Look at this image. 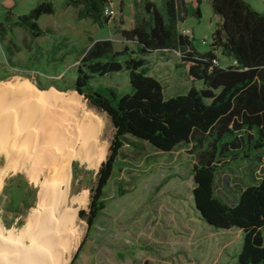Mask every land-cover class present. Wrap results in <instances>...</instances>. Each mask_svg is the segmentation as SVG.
I'll use <instances>...</instances> for the list:
<instances>
[{"label": "trees", "instance_id": "obj_1", "mask_svg": "<svg viewBox=\"0 0 264 264\" xmlns=\"http://www.w3.org/2000/svg\"><path fill=\"white\" fill-rule=\"evenodd\" d=\"M163 1L164 9L145 0V23L135 20L131 28L120 30L126 40L136 43V49L124 45L114 50L109 39L93 42L81 56L77 77L68 86L84 95L90 106L105 112L114 129L106 158L90 187L88 209L79 210V217L87 222V232L70 264L106 207L104 188L126 135L163 151L187 143L199 149V158L193 165L198 210L217 228L238 227L243 231L236 261L225 264H264V166L262 174L241 189L235 202L227 203L216 193L220 170L244 157L254 155L260 159L257 152L264 149V13L246 0H209L220 21L212 33L210 49L199 51L194 39L178 28L179 21L185 19L184 0ZM196 1L194 14L201 17L202 0ZM104 3L105 0H67L78 9V18L88 17L100 26L110 20L102 13ZM53 12L51 1H40L15 19L7 12L0 23V40L8 42L9 62L17 47L12 38H6L9 32L20 27L31 38L44 36L49 30L43 29L38 20ZM218 49L232 63L222 65ZM165 50L181 52L176 66L184 69L192 83L186 93L165 97L163 84L150 73L147 56ZM124 70L129 75L131 92L118 96L115 89L109 88L105 94L91 84L95 76Z\"/></svg>", "mask_w": 264, "mask_h": 264}, {"label": "rangeland", "instance_id": "obj_2", "mask_svg": "<svg viewBox=\"0 0 264 264\" xmlns=\"http://www.w3.org/2000/svg\"><path fill=\"white\" fill-rule=\"evenodd\" d=\"M113 1L117 13L104 27L87 19L79 20L74 13V33L60 31L32 39L21 28L13 31L22 50L15 52L10 62L6 57V51L9 50L7 40L0 45V84L28 80L42 90L54 88L74 105L99 115L105 122L101 139L107 143L106 155L113 133L110 119L105 112L90 106L84 95L68 88L77 77L81 56L74 61L72 59V62L69 60V63L47 60L46 56L58 52L51 44L66 46L71 43L80 49L95 38L106 37L112 38L120 49L124 45L136 49V43L126 41L120 29L131 28L135 20L144 24L147 13L138 8L137 2L128 0L130 6L135 5L136 12L133 18L127 17L125 22L124 18L120 19L123 15L118 12L119 0ZM246 1L264 13V0ZM157 3L164 9L163 0ZM25 4L34 5L32 1ZM196 4V0H186L188 15L185 7L183 15L186 20L179 21L178 28L180 32L183 28H190L194 46L199 51H206L210 49L212 33L220 19L213 12L209 0L200 3L201 17L194 14ZM56 7L60 13V0H56ZM131 9L128 7L127 12ZM48 18L56 19L57 16L45 17L41 19V24H45ZM217 54L222 65L232 63L231 58L223 55L220 49ZM180 57L181 52L176 50L154 51L147 56L150 73L163 84L165 97L186 93L192 85L184 69L176 66ZM91 84L105 94L109 88L115 89L118 96L132 91L125 70L95 76ZM195 85L201 87V84ZM199 152L192 143L181 144L172 151H163L145 140L126 135L112 176L104 188L106 207L95 220L73 264L234 263L242 245L243 231L238 227L217 228L209 224L195 205L193 165L199 158ZM257 154L260 159L254 155L244 157L217 173L216 193L227 203L235 202L241 189L252 178L262 174L264 149ZM5 167L6 155L0 150V228H15L18 231L25 226L30 212L37 206L39 187L27 170L11 168L1 174ZM98 169H90L77 159L71 163L70 200L73 196L79 197L73 207L77 209L74 228H78L80 235L77 246L74 245L63 257V264L71 263L86 235L87 222L79 217V210L88 209L90 187L96 182ZM53 262L56 263L54 257Z\"/></svg>", "mask_w": 264, "mask_h": 264}, {"label": "bare ground", "instance_id": "obj_3", "mask_svg": "<svg viewBox=\"0 0 264 264\" xmlns=\"http://www.w3.org/2000/svg\"><path fill=\"white\" fill-rule=\"evenodd\" d=\"M104 123L54 88L42 90L28 80L0 84V150L6 155L1 174L25 169L39 187L25 226L0 228V264H54L53 257L63 264L78 244L73 204L79 197L70 200L71 163L99 168L107 151Z\"/></svg>", "mask_w": 264, "mask_h": 264}, {"label": "crops", "instance_id": "obj_4", "mask_svg": "<svg viewBox=\"0 0 264 264\" xmlns=\"http://www.w3.org/2000/svg\"><path fill=\"white\" fill-rule=\"evenodd\" d=\"M31 1H32V3H34V5H29V4L26 5L25 4L26 2H31ZM40 1H51L53 3V6H54V12L53 13L44 14L38 20L39 25L43 29L49 30V32H47L44 36H47V34H49V33H51V34L59 33L60 31H65V32H70V33L75 32L74 31L75 21L72 18V16L74 15V13H76V15H77L78 9L71 4H67V0H60L61 1V12L60 13L57 12L56 0H0V23L5 21V16H6L8 11L10 12L11 17L13 19H15L19 15L28 13ZM127 1L128 0H119V10H118V12H120L124 16V17L121 16L120 19L124 18L125 22H126L127 17L132 16V18H133L135 15V12H136L135 11V5L132 4V6H130L129 3H127ZM134 1L138 3V8L140 10L144 9V1L145 0H134ZM151 1L155 2L158 5V3H157L158 0H151ZM159 1H162V0H159ZM184 2H185L186 10H187V15H188L186 0H184ZM128 7H132V9L127 12ZM26 10H28V11H26ZM56 16H57L56 19L55 18H53V19L48 18L49 20H46L45 24H41V19H43L45 17H56ZM77 19H79V20H86L87 19L90 22L95 23L88 17L80 19V18H78V15H77ZM184 20H186V19H184ZM109 22H111V21L109 20L108 23ZM125 22H124V24H127ZM132 23H133V21H131V24ZM95 24H97V23H95ZM97 25L99 27H104V25L103 26H100L99 24H97ZM132 25H130V26L132 27ZM17 28H20V27H15L12 31L9 32L10 35L9 36L7 35L6 38L7 39L12 38L13 41L17 44V47H15L13 49L16 50L15 52H17L18 48H20V52H21L22 46L19 43H17L16 39L13 36V31L17 30ZM122 29H129V28H122ZM122 29H120V30H122ZM41 37H43V36H41ZM63 37H66V36L63 35ZM194 37H195V35H194ZM32 39H34V38H32ZM35 39H37V38H35ZM103 39H109L113 43L112 38L106 37V38H95L94 40L91 41V43L89 45L84 46L83 48H80V49L76 48L71 43L66 45V46L64 44L58 45V43L51 44L52 48L58 49V52L55 53L53 56H50L49 54H47L46 59L47 60H49V59L54 60V62H57V61H64V62H68V63L70 61L72 62V59L74 61L77 58H79L80 56H82L84 54L85 50L88 49L92 45L93 42H95L97 40H103ZM126 41H128V40H126ZM3 42L4 41L0 40V45H2ZM28 47L32 48L33 51L35 50V48L33 46H29V44H28ZM113 48H114V50H121L114 43H113ZM13 56H14V54H13ZM56 77H59V75H57ZM113 131H114V129H113ZM112 135H113V133H112Z\"/></svg>", "mask_w": 264, "mask_h": 264}, {"label": "built area", "instance_id": "obj_5", "mask_svg": "<svg viewBox=\"0 0 264 264\" xmlns=\"http://www.w3.org/2000/svg\"><path fill=\"white\" fill-rule=\"evenodd\" d=\"M102 13L104 16L112 18L114 15H116L117 10L114 6L113 0H105ZM183 34H186L191 37V30L190 28H183L181 31ZM217 62V60H215ZM235 62V61H233Z\"/></svg>", "mask_w": 264, "mask_h": 264}, {"label": "water", "instance_id": "obj_6", "mask_svg": "<svg viewBox=\"0 0 264 264\" xmlns=\"http://www.w3.org/2000/svg\"><path fill=\"white\" fill-rule=\"evenodd\" d=\"M193 195H194V193H193ZM194 201H195V199H194ZM195 205H196V201H195ZM196 208H197V206H196ZM197 209H198V208H197ZM199 212H200V211H199ZM200 214H201V216H203L201 212H200Z\"/></svg>", "mask_w": 264, "mask_h": 264}]
</instances>
